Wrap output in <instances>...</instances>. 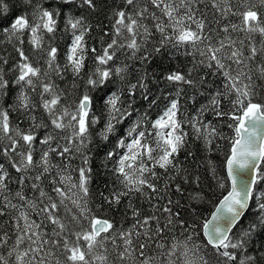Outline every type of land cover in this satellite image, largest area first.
Instances as JSON below:
<instances>
[{"label":"snow or ice","instance_id":"obj_1","mask_svg":"<svg viewBox=\"0 0 264 264\" xmlns=\"http://www.w3.org/2000/svg\"><path fill=\"white\" fill-rule=\"evenodd\" d=\"M0 264H264V0H0Z\"/></svg>","mask_w":264,"mask_h":264},{"label":"trees","instance_id":"obj_2","mask_svg":"<svg viewBox=\"0 0 264 264\" xmlns=\"http://www.w3.org/2000/svg\"><path fill=\"white\" fill-rule=\"evenodd\" d=\"M223 161V155L220 154L218 160H217V169L221 172L222 175L226 176V170L221 168V162ZM215 200V198H213ZM214 210L213 203L209 202L206 204V206L203 208V212L205 216H209L210 213Z\"/></svg>","mask_w":264,"mask_h":264},{"label":"water","instance_id":"obj_3","mask_svg":"<svg viewBox=\"0 0 264 264\" xmlns=\"http://www.w3.org/2000/svg\"><path fill=\"white\" fill-rule=\"evenodd\" d=\"M214 211V210H213Z\"/></svg>","mask_w":264,"mask_h":264}]
</instances>
